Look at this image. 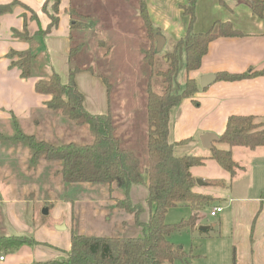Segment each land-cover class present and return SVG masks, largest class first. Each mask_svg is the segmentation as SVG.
Returning <instances> with one entry per match:
<instances>
[{"label":"crops","instance_id":"obj_1","mask_svg":"<svg viewBox=\"0 0 264 264\" xmlns=\"http://www.w3.org/2000/svg\"><path fill=\"white\" fill-rule=\"evenodd\" d=\"M186 1L145 0L151 24L165 41L179 39L186 33L189 18L181 8ZM104 2L110 3L107 7L111 13L108 22L103 16ZM205 2L209 8L200 14ZM224 2L198 0L196 4L195 18L198 19L193 22V31L204 32L215 20H221L229 22L240 35L222 36L209 42L200 67L192 73L198 90L171 109L169 140L188 139L186 143L174 146L176 155L196 151V155L207 157L210 149L202 147L199 137L206 132L219 137L231 115H252L264 121V75L231 81L215 79L204 89L199 86V78L203 74L264 69V12L262 16L255 15L248 1L244 0ZM91 3L95 10L91 16L95 21L81 31L80 36L87 35L89 39V34L101 28L118 30L121 39H134L126 48L129 57L132 50L131 54L141 60L143 38L139 32L143 28L137 0L133 3L129 0H91ZM0 5L10 6L8 11L0 13V235L33 239V243L17 248L0 249V256H3L0 264H34L63 258L70 248L73 232L108 236L112 235V223L117 228L116 233H129L133 226L140 228L137 232H142L133 216L114 204H102L100 199L91 197L68 200V195L74 190L79 189L81 193L83 189L88 194V188L97 186L108 191V185L65 184L58 173L59 161L39 159L31 165L28 146L9 139L17 129L58 144L77 141L72 139V129L83 130V134L74 132L77 137L81 134L85 141L90 138L87 127H79L59 112L48 110L44 102L49 96L36 92L34 87L37 80L46 78L51 72L57 73L62 83H67L69 50L76 39L74 36L70 38L68 8L80 6L81 10L83 0H75V3L74 0H59L56 14L52 8L53 0H0ZM53 14L57 16V23L49 32L37 33V30L47 27ZM200 16L204 17L203 25L199 23ZM124 41L123 46L126 45ZM25 50L34 55L27 78L21 76L18 66L11 64L15 58L10 57L11 51ZM123 68L128 70L127 66ZM74 80L89 113L110 111L112 115L118 114L117 107L109 106L110 91L100 76L90 70H82L75 74ZM129 115L122 119L116 115L119 119L117 129L123 126V133L132 135L136 126ZM8 143H19L21 149H11ZM212 145L229 148L217 141ZM230 150L232 159L240 167L232 177L212 159L190 169L196 179H222L227 183L221 191L205 192L201 190L202 186L198 189L215 198L213 207L222 208L212 226L217 227L220 238L222 235L227 237L233 254L232 262V259L227 260L226 250L219 251V263L212 261L211 264H264V146L253 149L232 146ZM139 187L144 189L146 196L143 185H131L128 194L133 202H137L133 193ZM111 188L115 197L121 198L126 193L123 186L112 184ZM107 195L110 197L109 192ZM44 207L51 215V221L35 225L38 213ZM100 210L102 215L99 217ZM148 214L142 221L147 220ZM59 225L65 228H57ZM222 245L226 246V241Z\"/></svg>","mask_w":264,"mask_h":264},{"label":"trees","instance_id":"obj_2","mask_svg":"<svg viewBox=\"0 0 264 264\" xmlns=\"http://www.w3.org/2000/svg\"><path fill=\"white\" fill-rule=\"evenodd\" d=\"M187 0L182 5L183 13L188 16L186 33L176 40H171L168 48L158 53L155 51V28L149 19L145 0H138L139 17L142 22L146 47H142L144 64L158 79L160 89H153L152 81L146 84L145 99V154L142 158L135 146H129L127 140L116 135L117 125L110 111L101 114L89 113L83 105V94L75 84V74L82 70H90V66L80 67L74 61L84 43L73 44L69 50V71L67 83H62L57 73L51 72L46 78L35 82V91L48 95L44 102L50 111L59 112L63 117L79 127H87L88 141H69L53 143L20 129L11 137L16 142L25 143L30 150V164L35 165L39 159L59 161L58 173L65 184H106L113 204L125 213L133 216L138 226L142 227L140 236L87 235L71 234V244L65 256L34 264H174L186 262L193 257L174 245L168 236L174 230L195 227L199 211L215 198L201 192L196 178L191 173L194 166H202L206 159L214 160L232 177L239 165L232 159L230 147L243 146L255 148L264 146V121L252 115H231L228 117L224 131L217 142L229 148L212 145L209 155L183 154L176 155L174 146L184 144L188 139L171 142L169 135L170 111L183 98L191 97L198 90L192 76L201 64L207 52L209 42L222 36H238L240 32L227 21L215 20L204 32L192 29L195 20V3ZM225 4L224 0H219ZM14 2V0H13ZM252 12L262 16L264 0L248 1ZM59 0H53V11H58ZM73 7L68 8L70 15V38L73 32H81L95 18ZM10 6L0 5V13L6 12ZM51 15V21L44 30L45 34L57 23V16ZM25 31V30H24ZM25 34V33H22ZM160 56V64L155 65ZM15 58L11 64L18 66L23 78L30 75L34 55L31 51H11ZM76 64H75V63ZM184 69V87L181 89L177 81L178 72ZM155 70V71H154ZM264 75V69L247 70L242 73L220 72L216 79L239 80L245 77ZM106 86L107 78L101 77ZM206 185L222 187L227 185L222 179H206ZM112 184L123 186L126 193L118 198L112 195ZM131 185H143L146 196L142 203L133 202L128 191ZM189 206L192 213L186 220L168 224L164 221L167 210L176 205ZM149 210L146 221L139 220L144 207ZM33 243V239L20 235H0V249L10 250L23 244Z\"/></svg>","mask_w":264,"mask_h":264},{"label":"rangeland","instance_id":"obj_3","mask_svg":"<svg viewBox=\"0 0 264 264\" xmlns=\"http://www.w3.org/2000/svg\"><path fill=\"white\" fill-rule=\"evenodd\" d=\"M133 1L134 0H129L130 3H133ZM197 1L195 3L194 13L196 10ZM83 3H84V7L82 6L81 12L88 15L95 14V10L94 7L92 6L91 0H83ZM205 3H203L202 5V12L200 14L204 13L206 9L209 8L207 2ZM109 6H110L109 2H104L102 4V8L104 9L103 16L105 17V21L107 22L111 16V13L107 8ZM197 19L198 18H195L196 21ZM199 19H200L199 23L203 25L204 17L200 16ZM101 29L102 30L97 29L92 34H89L88 35L89 39H87V35L81 37L79 34L80 32L73 33L74 38H76L74 39L73 44H78L82 42L84 43V46L78 52L77 57L74 58V61L77 63V65H80V67L90 66L91 71L94 72V74L100 77L107 78V82L109 84L107 89H109L110 91L109 106L113 105L117 107L116 111H118V114L116 113L113 115L116 125L119 122V119L117 118L116 115H120L122 119V118H126V116L130 114L129 115L130 120L136 126L133 132H131L132 135H127L123 133L124 130H121L123 129V126L121 127V129H116L115 133L123 140H127V138H130L131 140H127L128 145L135 146V148L138 149V151L140 152L143 158L145 154V125H146L144 120V112H145L144 106L146 99V84L148 80L152 81L153 89H155L156 91L160 89L159 87L160 84L158 82L159 80L154 77L153 73H148L150 72L149 67H147L143 62V55L141 50L142 47H146V39L144 37L143 30H140L139 33H141V37L143 38L140 47V54H141V60H140V59H136L135 56L131 54L132 50L129 53L130 57L127 54L128 50L126 48L129 47L131 42L134 40L132 37H126V38L124 37L123 39H121V36L117 33L118 30H106L103 28ZM192 29H193V25H192ZM123 40H125L123 42V44H126L125 46L122 45ZM170 41L171 40L165 41L162 50L158 53H161L162 51H164L165 48H168L169 46L168 43ZM100 42L103 43V46L100 45ZM156 57L159 58V61H157L155 65V70L156 68H158L160 64L159 63L160 56H156ZM124 66H127L128 69L127 71L124 70L125 68L121 69ZM184 77H185L184 69H181L178 72L176 78L181 89L184 87L183 84ZM71 132H72L71 134L72 139H76L77 141H85L83 135L81 136V134H83V130L79 131L77 129L75 131L72 129ZM74 132L81 133L80 137H77ZM36 137L40 138L39 136ZM9 139H11V137ZM20 143L23 144V142ZM21 144L8 143L7 146L10 147L11 149H21ZM222 147L225 148V146ZM190 154H196V151H192ZM214 189L215 190L218 189V191H221L223 187L217 188L214 186L205 185L202 186L201 188V190L205 192H212L214 191ZM88 191H89L88 194H86L83 189L81 190V193L79 189L74 190L72 191L71 194L68 195V200L75 201L79 198H82L81 200H83V198L91 197V198H98V200L100 199V202L102 204L103 203L107 205L113 204L109 200L110 197L107 195V192H109V190L107 191L105 188H100L95 186V188L92 189L88 188ZM144 193H145L144 189L139 187L138 191L133 193L134 200L138 201L139 203H142L145 198ZM213 204L214 202L209 203L202 210L199 211L198 213L199 218L197 220L195 227L185 228L181 230H174L168 236V239L174 245L181 247L185 252L192 253L194 257L189 259V264H211L212 261L219 263V258H218L219 254L217 255V252L219 251L223 252L225 250L227 253V260L232 259L233 262V254H231L227 237L221 234L222 236L220 238L219 233L217 235L218 232L217 227L212 226L213 223L218 219V215H219L218 214L216 217L210 215V211L213 208ZM45 208L46 207H44L43 209H41V211H39L37 219L35 221V225L45 220L51 221V215L49 214V212L47 214L43 212ZM149 210L150 208L149 209L147 208V210H145L144 207L143 212L140 214L139 220L145 219L147 217L146 214L149 212ZM191 213L192 211L189 206L179 204L167 210L164 216V221L165 223L168 224L179 223L182 220L188 219ZM101 215H102V210H100V215L98 216L100 217ZM200 227H206V229L202 230L200 229ZM116 229L117 228H115L114 224L112 223L110 225L111 233L110 232L109 233L112 235L119 234L121 236H140L142 233L141 231L140 232L136 231L140 229V228H136V226H133L132 228L133 231L125 234H122L119 231L116 233L115 232ZM223 241H226V246L222 245ZM174 264H186V262L183 263L175 262Z\"/></svg>","mask_w":264,"mask_h":264},{"label":"water","instance_id":"obj_4","mask_svg":"<svg viewBox=\"0 0 264 264\" xmlns=\"http://www.w3.org/2000/svg\"><path fill=\"white\" fill-rule=\"evenodd\" d=\"M233 1H237V0H233ZM244 1H249V0H244ZM155 42H156V47H155V51L156 52H160L165 44V38L162 34H160L159 32L156 33L155 35ZM216 79V75L215 74H203L200 76L199 78V85L201 89H204L206 87H208L211 83H213ZM200 143L202 145V147L206 148V149H211L212 148V144L213 142H216L218 140L217 135H215L214 133L211 132H206L204 134H202L199 137ZM196 184L198 186H203L206 184L205 181L201 180V179H196ZM45 214L47 213V209H44L43 211ZM57 228L59 229H64L65 226L63 225H59L57 226ZM200 229L205 230L206 227H200Z\"/></svg>","mask_w":264,"mask_h":264},{"label":"built area","instance_id":"obj_5","mask_svg":"<svg viewBox=\"0 0 264 264\" xmlns=\"http://www.w3.org/2000/svg\"><path fill=\"white\" fill-rule=\"evenodd\" d=\"M222 210V208L220 207V206H214L213 208H212V210L210 211V215L211 216H216L220 211ZM3 259V256H0V260H2Z\"/></svg>","mask_w":264,"mask_h":264}]
</instances>
